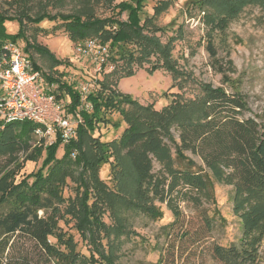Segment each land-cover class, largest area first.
<instances>
[{
    "label": "trees",
    "instance_id": "trees-1",
    "mask_svg": "<svg viewBox=\"0 0 264 264\" xmlns=\"http://www.w3.org/2000/svg\"><path fill=\"white\" fill-rule=\"evenodd\" d=\"M95 1L102 0H83L88 5L67 15L51 16L45 12L34 18L28 14L21 17L0 14V48L6 42L17 44L24 40L27 23L38 25L44 20H60L54 29L63 28L74 43L96 40L108 47V64L114 67L110 72L103 71V78L96 81V87L83 102L76 86L63 80L64 73L57 76L44 73L30 53L35 50L49 56L53 67L68 62L57 60L44 46L26 44L24 51L34 66L42 71L47 82L58 85L56 101L64 106L66 114L79 115L81 122L76 137L68 143L57 131L52 143L47 144L42 138L35 145L32 142L37 138V124L0 122V264H85L73 236L59 227L61 220L75 222L82 239L91 245L93 263L95 255H99L105 264H112L111 247L106 252L101 241L104 237L109 239L113 231L121 234L125 224L123 220L117 227L104 224L103 209H109L111 218L117 221L125 211L156 220L163 218L155 205L159 202L173 214L174 221L169 226L174 228L183 215L181 203L194 208L216 205V183L233 187L232 209L240 222L242 237L238 244L214 246L215 258L224 264H259L264 243V122L248 115L252 113L244 95L209 84H199V97L189 101H181L180 94H169L171 103L161 110L141 105L122 94L117 89L116 76L120 79L132 76L134 66L142 67L153 58L155 65L148 68L150 73L163 69L175 82L183 76L172 49L178 37L171 36L163 42L166 29L158 25L170 1L159 2L153 16H144L147 0L114 5L118 15L127 14L126 20L113 16L100 18L93 12ZM191 3L204 12L203 24L208 29L206 50L213 69L228 84L236 68L232 60L224 62L218 57L215 35L225 34L232 18L248 6L264 12V0ZM6 22H18L20 31L7 34ZM114 114H119L126 124L120 137L111 141L95 137L102 125L120 127L121 122L112 121ZM171 129L178 133V139ZM62 146L64 155L58 158ZM186 152L199 157L202 165ZM44 154L41 168L17 181L24 162L38 161ZM103 165H110L115 192L100 178ZM68 180L76 187L74 198L64 196ZM65 203L66 212L60 215V207ZM207 221L211 226L212 222ZM21 238L29 242L28 246L19 243ZM51 238L56 240L55 244Z\"/></svg>",
    "mask_w": 264,
    "mask_h": 264
},
{
    "label": "rangeland",
    "instance_id": "rangeland-1",
    "mask_svg": "<svg viewBox=\"0 0 264 264\" xmlns=\"http://www.w3.org/2000/svg\"><path fill=\"white\" fill-rule=\"evenodd\" d=\"M0 0V14L9 17H21L28 14L37 17L45 12L51 16L56 14H71L80 6L88 5L83 0ZM132 0H114L110 5L106 0L91 2L93 12L100 18L113 16L122 20L127 19V14L118 15V10L113 6ZM163 0H147L145 2L144 16H153L154 7ZM170 1L169 9L159 18L158 25L165 28L162 41L167 42L171 36L178 39L173 45V56L183 76L178 81H173L170 73L157 69L150 73L149 69L155 65V58L142 67L134 66L135 74L122 79L116 76L117 89L124 95L130 96L141 105H153L156 110L170 105L172 97L169 94H180L181 101H189L199 97L201 93L199 84H209L214 88H223L228 93L238 92L245 96L252 114L259 121L264 122V12L261 8L248 6L234 18L225 34L215 35V45L218 49V57L223 60H232L236 73L230 74L231 82L224 83L222 76L215 72L212 60L206 50V36L208 29L203 24V14L197 6H193L192 0H166ZM90 4V5H91ZM58 22L44 20L38 25L27 23L25 26V39L18 41V45L25 49L27 43L44 46L59 61H67L68 65L55 66L53 60L47 55H41L31 50L37 66L47 74L58 75L64 73V81L72 83L78 90L86 92L94 90L96 81L103 78L100 73L102 54L95 48L84 53L86 47L80 43H74L64 29H54ZM7 34L14 35L20 31L18 22H6L4 24ZM108 48V47H107ZM109 50V49H108ZM27 54V53H26ZM122 63L120 64V66ZM111 64L107 65L104 72L113 70ZM114 123L121 122L120 127L113 124L102 125L95 133V137H101L102 141L117 139L122 134L126 124L122 122L119 114L112 117ZM176 139L178 133L171 129ZM39 138L32 143L35 145ZM45 143L54 141L53 137L46 136ZM171 145V144H170ZM175 154V148L171 145ZM64 155L63 146L59 149L57 157ZM186 155L198 165H202L199 157L190 152ZM45 154L38 161H27L17 176V181L32 172H37L44 161ZM156 170L159 165H155ZM100 178L108 184L110 190L115 192V183L111 180L110 165H103ZM8 181V180H7ZM75 185L68 180L64 190L65 198L76 196ZM216 205H205L203 208H194L191 204L181 203L182 218L179 225L170 228L174 221L173 214L165 205L156 202L155 205L163 213L162 219L153 220L141 214L125 211L119 220L111 218L110 210L103 209L101 220L107 226L117 227L124 221V229L121 234L112 232L109 239L102 238V246L108 252L111 247L112 264H224L215 258L214 246H229L238 244L242 237L239 220L233 214L231 196L233 187L214 184ZM67 203L60 207L59 214L66 212ZM43 214V213H41ZM69 219V217H66ZM207 219L212 222L206 224ZM74 221L61 220L59 227L63 232L73 236L77 244V252L84 256L85 264H105L99 255H95L96 262L90 256L91 245H87L74 227ZM184 235L181 237V235ZM105 236V234H102ZM53 244L56 240L51 238ZM20 244L28 246V241L21 238ZM109 244V245H108ZM104 251V249H100ZM261 260L264 264V243L261 247ZM100 261L102 263H100Z\"/></svg>",
    "mask_w": 264,
    "mask_h": 264
},
{
    "label": "built area",
    "instance_id": "built-area-1",
    "mask_svg": "<svg viewBox=\"0 0 264 264\" xmlns=\"http://www.w3.org/2000/svg\"><path fill=\"white\" fill-rule=\"evenodd\" d=\"M82 45L86 47L84 53L96 48L102 54L99 70L100 73L105 71L109 65V48L96 40H88ZM57 89L58 85L45 80L42 71L34 66L18 44H3L0 48V122L30 121L38 125L35 131L37 138H55L56 132L60 131L65 143H68L76 137L81 119L79 115L65 113L64 106L56 101ZM79 91L85 102L90 91ZM85 107L91 109L88 104Z\"/></svg>",
    "mask_w": 264,
    "mask_h": 264
}]
</instances>
